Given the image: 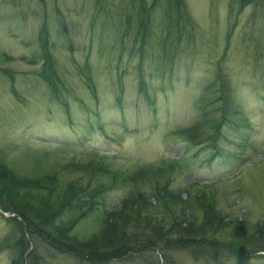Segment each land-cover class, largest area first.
<instances>
[{
  "label": "rangeland",
  "instance_id": "obj_1",
  "mask_svg": "<svg viewBox=\"0 0 264 264\" xmlns=\"http://www.w3.org/2000/svg\"><path fill=\"white\" fill-rule=\"evenodd\" d=\"M165 4L151 9L142 44L135 17L130 27L126 21L132 0H0V158L23 177L54 176L53 195L46 190L40 197L55 203L64 202L66 184L85 193L99 188L93 199L100 208L93 204L74 223L78 238L100 230V210H117L135 189L152 196L167 179L187 199L190 218L202 219L193 194L205 191L232 223L217 240L236 242L264 230V0H183L185 30L170 45L162 43ZM44 38L66 86L56 95L41 78ZM218 74L236 104L231 112L240 110L204 140L224 108ZM195 122L203 123L201 142L180 131ZM95 154L133 179L113 182L111 173L96 169ZM152 203L155 215L168 205L154 197ZM72 211L63 220L79 213ZM11 215L0 211V264H20L2 246L15 228ZM169 249L145 247L108 264H203L187 250ZM36 252L39 264H87L46 245ZM225 252V264H264V251Z\"/></svg>",
  "mask_w": 264,
  "mask_h": 264
},
{
  "label": "trees",
  "instance_id": "obj_2",
  "mask_svg": "<svg viewBox=\"0 0 264 264\" xmlns=\"http://www.w3.org/2000/svg\"><path fill=\"white\" fill-rule=\"evenodd\" d=\"M160 1L162 0H152L149 4L147 0H132V10L130 14L126 15V21L130 27V20L135 17V21L138 23L136 34H140L142 44L146 37L147 23L151 18V9ZM165 2L163 13L167 22L164 24L166 29L162 43L170 45L167 43L170 37L173 36L177 41L181 38L187 18L181 9L183 0H165ZM40 44L43 51L41 78L54 95L59 94L60 86L63 88L66 86L56 73L54 59L50 49L46 46L45 38ZM162 51H165L164 48ZM170 56L172 55L169 53ZM217 67L221 71L220 64ZM217 78H221L219 79L221 86L219 101L223 102L224 108L220 119L213 121L212 125H207L214 128V132L208 131L210 134L204 140L216 136L219 133L220 123L224 120L232 121L233 117H238V110H240L236 106L235 112H231L232 107L228 106L236 104L231 101V97H228L226 80L222 74H218ZM88 80L86 82L90 86ZM92 87L94 88L93 85ZM63 104L66 105L65 102ZM98 124L100 123L98 122ZM202 126L203 123L195 122L190 127H180V131L186 130L188 140L201 142L202 140L196 138V134L199 127ZM94 161L98 171L111 173L113 182L133 179L129 172L118 169L110 170L101 155L95 154ZM173 165L171 163L169 167ZM55 181L54 176L23 177L0 158V211L12 214L8 219L15 227L11 233L6 235L2 246L14 250L16 257L12 258V263L23 264L28 260L27 264H39L40 257L36 252L39 245H46L60 253L78 256L87 264H108L112 260L130 258L140 255L145 247L148 249L170 248V251L172 248L178 247L189 251L195 260H203V264H225V248L230 250V253L239 256L264 251V239H261L264 238V230L261 229H258L256 234L259 235L256 237V234H249L245 235L244 240L239 238L236 242L217 240L215 234L228 228L232 223L226 221L222 215L215 211L205 191H197L193 194L195 203H198V207L203 210L202 219L196 221L193 214L190 218V212H187V199H183L179 192L169 188V179L164 184L155 186L152 196L147 195L143 190L135 189L134 193L132 192L130 197L125 198L117 210L110 211L105 208L100 210L101 215L98 217L99 223H101L100 230L92 233L86 239L78 238L71 234L74 223L77 218L92 209L93 204L95 210L100 208L97 201L93 199L94 192L99 188L92 187L85 193L82 189L73 190L71 184H66L67 188L62 195L65 200L60 203H55L48 196L40 197L46 190L48 195H53L56 190ZM185 192L191 193L189 189H185ZM153 197L168 204L159 215L152 212ZM176 205L179 207L182 217H176L177 214L173 208ZM84 206L86 208H83ZM72 210L79 211L76 217L68 221L63 220L64 213ZM238 232L239 230L235 232L236 237L240 234ZM9 241L10 244L7 243ZM241 243H243L242 246L238 247L237 245H241ZM148 261L150 264H159L149 259Z\"/></svg>",
  "mask_w": 264,
  "mask_h": 264
}]
</instances>
